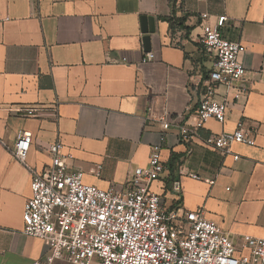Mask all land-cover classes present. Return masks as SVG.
I'll list each match as a JSON object with an SVG mask.
<instances>
[{
    "label": "crops",
    "instance_id": "obj_1",
    "mask_svg": "<svg viewBox=\"0 0 264 264\" xmlns=\"http://www.w3.org/2000/svg\"><path fill=\"white\" fill-rule=\"evenodd\" d=\"M224 15L223 37L246 48L248 95L233 102L231 92L225 123L210 120L202 135L230 133L238 123L255 131L257 147L236 146L237 161L178 136L197 120L213 65L200 43L203 26ZM144 17L154 20L151 52ZM149 53L153 61H145ZM165 114L167 131L158 120ZM24 132L32 135L27 167L9 150ZM57 141L74 157L69 167L105 190L129 189L134 171L162 144L167 170L151 190L168 207L203 208L234 244L263 238L264 0H0V264H33L47 251L45 241L24 234L23 214L30 170L50 165ZM181 169L202 181L180 178ZM179 180L180 195L172 189Z\"/></svg>",
    "mask_w": 264,
    "mask_h": 264
},
{
    "label": "built area",
    "instance_id": "obj_2",
    "mask_svg": "<svg viewBox=\"0 0 264 264\" xmlns=\"http://www.w3.org/2000/svg\"><path fill=\"white\" fill-rule=\"evenodd\" d=\"M226 22L224 15L214 24L203 26L200 43L213 58V65L204 79L197 120L193 125L180 126L178 136L183 144L200 140L237 161L240 157L234 152L236 146L257 147L255 131L238 123L233 132L202 135L210 120L225 123L231 92L233 102L248 95L241 85L247 74L241 62L246 48L223 37ZM153 59L149 53L145 61ZM220 88L225 89L224 95L219 94ZM34 113L35 110L27 111L30 116ZM149 114V120L155 121L152 107ZM158 120L167 131V115ZM165 139L163 134L161 143ZM31 140L30 133H20L13 149H9L25 167ZM161 145L153 148L147 167L134 171L129 189L105 190L87 184L82 171L69 167L74 157L65 152L63 143H53L48 149L50 165L40 172L30 170L32 196L24 208V234L47 243L46 253L33 264H264V237L245 236L234 244L207 218L203 208L168 207L164 197L151 190L167 170ZM179 174L180 178L202 181L185 169ZM172 189L180 195L181 180L174 181Z\"/></svg>",
    "mask_w": 264,
    "mask_h": 264
},
{
    "label": "water",
    "instance_id": "obj_3",
    "mask_svg": "<svg viewBox=\"0 0 264 264\" xmlns=\"http://www.w3.org/2000/svg\"><path fill=\"white\" fill-rule=\"evenodd\" d=\"M153 24H154L153 19L147 17L143 18V33L145 34V37L143 39V44H144L145 52H151L150 34H153L155 32V29L153 27H149V25L153 26Z\"/></svg>",
    "mask_w": 264,
    "mask_h": 264
},
{
    "label": "trees",
    "instance_id": "obj_4",
    "mask_svg": "<svg viewBox=\"0 0 264 264\" xmlns=\"http://www.w3.org/2000/svg\"><path fill=\"white\" fill-rule=\"evenodd\" d=\"M171 23V27L173 28L172 21L173 19H167Z\"/></svg>",
    "mask_w": 264,
    "mask_h": 264
},
{
    "label": "rangeland",
    "instance_id": "obj_5",
    "mask_svg": "<svg viewBox=\"0 0 264 264\" xmlns=\"http://www.w3.org/2000/svg\"><path fill=\"white\" fill-rule=\"evenodd\" d=\"M229 237H231L229 234H227Z\"/></svg>",
    "mask_w": 264,
    "mask_h": 264
}]
</instances>
